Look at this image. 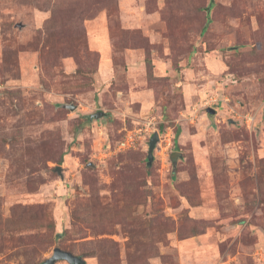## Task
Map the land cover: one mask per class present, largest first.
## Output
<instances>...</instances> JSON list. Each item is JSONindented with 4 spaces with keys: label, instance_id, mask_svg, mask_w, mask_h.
<instances>
[{
    "label": "rangeland",
    "instance_id": "374dc122",
    "mask_svg": "<svg viewBox=\"0 0 264 264\" xmlns=\"http://www.w3.org/2000/svg\"><path fill=\"white\" fill-rule=\"evenodd\" d=\"M56 250L264 264V0H0V264Z\"/></svg>",
    "mask_w": 264,
    "mask_h": 264
},
{
    "label": "water",
    "instance_id": "95a60500",
    "mask_svg": "<svg viewBox=\"0 0 264 264\" xmlns=\"http://www.w3.org/2000/svg\"><path fill=\"white\" fill-rule=\"evenodd\" d=\"M70 109L73 110V108H70ZM206 113L208 115H214L215 111L211 108H208L206 110ZM103 117H105V114L103 112H97L93 115H90L89 119L93 120V119H99ZM158 140H159L158 134L154 133L148 144V151H147V157H146V162L148 166H150L151 163L153 162V151L155 149V145L158 142ZM58 261H65L68 264H85V262L80 257L74 256L68 252H63V251H58V250L54 252L53 256L50 259L44 261L42 264H56V262Z\"/></svg>",
    "mask_w": 264,
    "mask_h": 264
},
{
    "label": "built area",
    "instance_id": "2783aa9c",
    "mask_svg": "<svg viewBox=\"0 0 264 264\" xmlns=\"http://www.w3.org/2000/svg\"><path fill=\"white\" fill-rule=\"evenodd\" d=\"M130 140L129 139H126L124 142H122L120 145H119V148L120 149H125V148H129L130 147Z\"/></svg>",
    "mask_w": 264,
    "mask_h": 264
},
{
    "label": "trees",
    "instance_id": "16d2710c",
    "mask_svg": "<svg viewBox=\"0 0 264 264\" xmlns=\"http://www.w3.org/2000/svg\"><path fill=\"white\" fill-rule=\"evenodd\" d=\"M209 9H210V8H208L207 11H209ZM174 147H175V149L178 147V146L176 145V140L174 141ZM171 156H172V157H171L172 162H174V161H175V157H176V155H171Z\"/></svg>",
    "mask_w": 264,
    "mask_h": 264
}]
</instances>
